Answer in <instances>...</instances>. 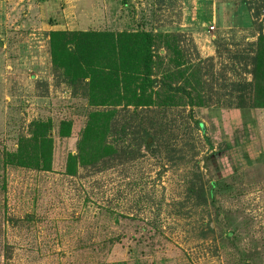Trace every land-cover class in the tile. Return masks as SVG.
Here are the masks:
<instances>
[{"label": "rangeland", "instance_id": "rangeland-1", "mask_svg": "<svg viewBox=\"0 0 264 264\" xmlns=\"http://www.w3.org/2000/svg\"><path fill=\"white\" fill-rule=\"evenodd\" d=\"M140 29L159 37L154 75L195 104L142 113L171 123L157 155L69 175L93 107L54 65L50 33ZM260 32L264 0H0V264H264V107H234ZM35 120L53 122L51 168L5 167Z\"/></svg>", "mask_w": 264, "mask_h": 264}, {"label": "trees", "instance_id": "trees-1", "mask_svg": "<svg viewBox=\"0 0 264 264\" xmlns=\"http://www.w3.org/2000/svg\"><path fill=\"white\" fill-rule=\"evenodd\" d=\"M228 24L220 21V26ZM50 36L54 65L64 68L70 76V84L83 86L93 107L77 142V151L68 155L66 173L69 175H77L80 168H107L108 163L136 151L146 150L157 155L163 134L171 123L160 120L157 115L142 113L154 107H172L180 94L187 98L191 108L195 104L193 93L185 86L154 75L155 46L159 37L152 32L144 29L135 32L52 31ZM165 44L178 52L170 43ZM250 60L253 80L236 83L239 95L234 106L249 111L264 107V32L259 33ZM123 110L137 114L138 122L121 123L118 115ZM195 122L204 130L203 123ZM52 130L51 120L33 121L29 135L20 137L17 148L5 153L3 165L49 170L54 147ZM71 131V121L62 120L59 134L68 136ZM222 185L220 183L219 188ZM195 193L203 200L208 198V190L203 186ZM107 246V241L101 244V247Z\"/></svg>", "mask_w": 264, "mask_h": 264}]
</instances>
